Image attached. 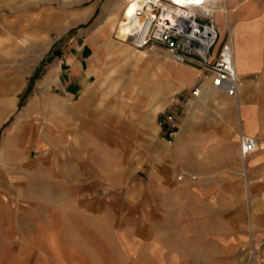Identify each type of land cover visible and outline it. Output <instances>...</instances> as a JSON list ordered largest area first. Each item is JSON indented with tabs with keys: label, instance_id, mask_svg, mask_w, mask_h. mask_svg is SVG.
I'll return each instance as SVG.
<instances>
[{
	"label": "rangeland",
	"instance_id": "rangeland-1",
	"mask_svg": "<svg viewBox=\"0 0 264 264\" xmlns=\"http://www.w3.org/2000/svg\"><path fill=\"white\" fill-rule=\"evenodd\" d=\"M259 1L264 5V0ZM112 2L0 0V148L12 138L4 164L0 161V179L13 178L15 206L28 201L32 209L37 207L39 193L72 186L79 196L78 207L93 201L95 208L110 210V215L94 220L79 215V222L87 224L116 222L119 207H125L127 221L146 224L181 225L190 221L193 207L204 210L201 217L207 223L244 220L246 230L205 232L207 240L215 235L237 240L226 252L208 253L211 257L222 254V263L206 264H231L232 260L240 261L233 264H246L245 260L256 264L264 230L251 226L256 216L230 214L237 209L247 212L253 188L261 185L247 186L241 149V182L224 184L233 188L232 198L194 199L191 194L213 186L222 170L232 169L215 166L213 152L206 156V166L197 165L196 155L190 158L193 166H186L168 136L178 127L166 131L173 118L200 121L212 132L217 122L226 119L219 98H205L208 88L217 92L210 78L176 63L158 45L137 49L129 40L120 41L117 25L111 24L114 12L108 10ZM230 2L219 0L216 8L220 42L229 38ZM121 6H125L123 0ZM73 46L91 53L87 71L91 77L75 98L59 85L56 69L58 51ZM198 87L200 97L193 94ZM236 115L234 111L229 116L228 129L240 141ZM22 192L30 193L28 199L20 197ZM261 222L264 226V218ZM182 253L177 248L173 255Z\"/></svg>",
	"mask_w": 264,
	"mask_h": 264
},
{
	"label": "crops",
	"instance_id": "crops-1",
	"mask_svg": "<svg viewBox=\"0 0 264 264\" xmlns=\"http://www.w3.org/2000/svg\"><path fill=\"white\" fill-rule=\"evenodd\" d=\"M227 15L229 38L233 43L242 92L234 102L219 97L215 91L205 97L210 100L217 96L221 102V112L226 118L217 122L219 127L216 123L215 132L206 129L205 123L200 121L198 124L191 123L188 115L185 117L188 121L173 118L169 121V127L165 128L167 131L170 127H178L177 131L168 136L173 139L175 149L181 153L186 166H193L190 158L195 155L197 165L206 166V156L213 152L216 155L215 166L232 169L229 172L222 170L214 179L213 186L201 187L197 193L192 192V197L204 199L215 195L218 198H232L233 188L224 184L239 183L242 178L239 175L240 141L228 129L229 116L236 112V130L241 135L253 137L259 145L257 152L244 158L243 163L248 172L244 176L245 182L247 186L249 183L261 185L253 188L247 212L237 209L230 214L256 216L255 223L251 220V226L256 230H264L261 222L264 218V5L259 0H231ZM57 54L61 56L56 65L60 71L59 85L64 86L70 96L75 98L91 77L87 73L91 68V53L88 48L73 46L66 50L60 49ZM158 131L162 132L163 128L160 126ZM11 142L12 138H8L0 148V161L3 164ZM13 183L12 177L0 179V264L222 263V254L211 257L208 253L214 252V249H224L226 252L237 245V240L222 239L221 235L207 240L203 237L205 232L247 229L245 221L238 222L237 218L224 225L204 222L201 217L204 210L199 207L191 208L190 221L181 225L127 221L125 207L117 209L116 222L93 221L94 224H87L79 222V215L94 220L110 215V210L95 208L93 201L78 207L79 196L72 186L39 193L37 207L32 209L28 201L15 206L14 199L17 196ZM29 194L22 192L20 197L28 199ZM179 236H185V239ZM259 246L261 259L256 264H264V243ZM177 248L183 253L175 256L173 252ZM244 262L251 263L246 260ZM229 263L240 261L232 260Z\"/></svg>",
	"mask_w": 264,
	"mask_h": 264
},
{
	"label": "built area",
	"instance_id": "built-area-1",
	"mask_svg": "<svg viewBox=\"0 0 264 264\" xmlns=\"http://www.w3.org/2000/svg\"><path fill=\"white\" fill-rule=\"evenodd\" d=\"M219 0H191L180 6L172 0H146L135 12L140 28L129 41L144 49L158 45L170 58L207 75L219 93L237 98L241 80L236 68L233 43L230 38L220 42L221 30L216 17ZM196 97L201 88L193 91ZM243 157L259 150L257 141L248 135L240 136Z\"/></svg>",
	"mask_w": 264,
	"mask_h": 264
},
{
	"label": "bare ground",
	"instance_id": "bare-ground-1",
	"mask_svg": "<svg viewBox=\"0 0 264 264\" xmlns=\"http://www.w3.org/2000/svg\"><path fill=\"white\" fill-rule=\"evenodd\" d=\"M122 1V0H121ZM121 1L113 0L111 7L108 10L114 12L112 16V27L117 25V38L125 42L129 40L134 31L140 28L139 20L135 17V12L140 9L146 0H123L125 6L122 8ZM180 6H187L191 0H172ZM217 8V7H216ZM122 16V17H121ZM122 18V19H121ZM214 90V89H213ZM209 95L214 91L208 89Z\"/></svg>",
	"mask_w": 264,
	"mask_h": 264
}]
</instances>
